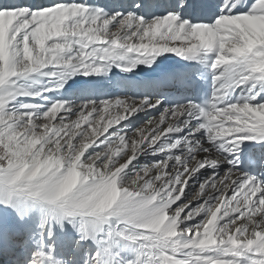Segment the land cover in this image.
<instances>
[{
	"label": "snow or ice",
	"instance_id": "snow-or-ice-1",
	"mask_svg": "<svg viewBox=\"0 0 264 264\" xmlns=\"http://www.w3.org/2000/svg\"><path fill=\"white\" fill-rule=\"evenodd\" d=\"M0 264H264V0H0Z\"/></svg>",
	"mask_w": 264,
	"mask_h": 264
}]
</instances>
